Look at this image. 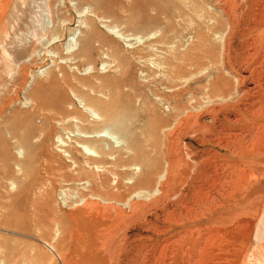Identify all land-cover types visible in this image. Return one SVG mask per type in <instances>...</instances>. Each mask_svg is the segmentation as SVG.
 <instances>
[{
	"label": "rangeland",
	"instance_id": "1",
	"mask_svg": "<svg viewBox=\"0 0 264 264\" xmlns=\"http://www.w3.org/2000/svg\"><path fill=\"white\" fill-rule=\"evenodd\" d=\"M249 72H264V0H0V264H264V155L237 166L199 144L211 129L187 130ZM158 121L184 131L185 164L119 215L131 191L99 161L128 145L161 159Z\"/></svg>",
	"mask_w": 264,
	"mask_h": 264
},
{
	"label": "bare ground",
	"instance_id": "2",
	"mask_svg": "<svg viewBox=\"0 0 264 264\" xmlns=\"http://www.w3.org/2000/svg\"><path fill=\"white\" fill-rule=\"evenodd\" d=\"M79 2H80V0H77V3H79ZM230 2H232V1H229V3ZM206 55L208 56V54H206ZM197 62H198L197 58L196 59H190L188 64L191 67L193 65H197ZM182 73H184V71H182ZM50 82L52 84H57V80L54 77H51ZM237 84L238 85L236 88H237L239 94L236 96L237 98H234V99L231 96V93H230L228 88L221 87L218 84L217 87L220 90L218 92L217 99H219L218 101L220 103L218 102L219 104H215L213 106H210L206 112V113H208L209 118H210L212 123L210 122L209 124H206L203 121H200L196 118L195 119L193 118L192 120H190L191 122L189 123V125H191V127L187 130L190 131V130H192V127H195V126H196L195 130H197V127H198V130L211 129L213 131V133H211V135L208 137L203 136V137H201V139L199 138L197 140L199 142V144L203 145V144L212 143V144H215V146H219L220 148L229 149V150H231V153L233 154L231 156H234L239 161V163L238 162L236 163L235 159L232 160V162L234 164L236 163L237 166L247 165V166L251 167L252 165H256V160L258 158H261L264 155V72H260V73H257L255 75H253V74H251V72H249V74L238 76L237 77ZM213 85H214V83H213ZM215 86H216V83H215ZM81 91H83L82 93H84L83 95L85 97L95 99L94 97L89 96V94H87L86 91H84L82 89H81ZM62 95H63L62 98L64 100H66V96H64L63 93H62ZM98 96H100V95H98ZM106 96L112 97V93L109 92ZM231 100H234V101L230 102ZM61 107H58V108L63 109ZM59 111L61 112V110H59ZM64 113L66 114L65 110H64ZM187 116H189V114ZM72 120H69V121H72ZM153 126H156L154 130L157 129L160 132L161 136L159 137V139L162 137V140H163L162 144L158 143L159 145H161V148H160L161 150H159L157 144H153V146H152V149L154 150V152L158 153L157 150L161 151L160 152V154H162L161 159L155 160V157H154L153 159H151L153 161H151V160H148V158L150 156L148 158L146 157V159L138 158V156L137 157L135 156L133 146L128 145V147L122 146L123 148L121 147L119 150L117 148V151H115L116 149L114 148L115 152H113V153L116 155L114 161L111 160V162H108L111 158L106 159L107 157L105 158L104 156L99 161L100 164L105 166L103 168L111 169L112 174L116 176L115 178H117V182H116V187L114 185L115 189L121 190L122 188H126L127 190L129 189V191H131L128 195H126V198H125L124 204H125L126 212H121V214H119V215L124 216L126 214L127 215L128 214H134V210H136V211L142 210V208L145 205L142 202H138L137 201V200H139L138 198H140V199L145 198L147 200L152 199L151 202H153V201L155 202L158 199L165 197L166 194L169 192V190H168L169 187H171L170 186V177H172L173 174H175L179 170V168L183 164H185V162H183V160H182V157L180 156V153H178L176 151V150L181 151L178 148H179V144L181 142V139L183 137L184 131H182L179 127L176 128V126L173 127V125H169L167 122L163 123L161 121L156 122L155 125H153ZM236 128H238V129H236ZM244 133L249 134L248 141L246 144L242 143V139H243L242 136H244ZM102 137L103 136L101 134L96 135V136L95 135L94 136L79 135L78 141L81 142L80 144H85V143L89 142V139L102 138ZM233 139H234V141L232 142L231 140H233ZM160 140H158V142H160ZM152 141H155L154 143H157L156 139H154ZM96 143H98V142L96 141ZM80 144L78 146L80 151L85 150V152L88 153V156H92L91 154L93 152L89 153V152H91V151H89L90 149L88 148L89 149L88 150L87 148H83L84 145H80ZM130 146H132V147H130ZM149 146H150V144H149ZM111 147H112V144H111ZM111 147H110V149L113 151V148H111ZM147 147H148V145H147ZM148 148H150V147H148ZM148 148H145V149L148 150ZM163 148L165 149L164 151H163ZM137 149L138 148H136V150ZM191 149H192V147H190V151H191ZM106 151H108V150H106ZM102 152H105V149ZM102 152H100V153H102ZM103 154H105V153H102L101 155H103ZM101 155H100V157H101ZM156 155H158V154H156ZM227 155L230 156V153ZM153 156H155V155L153 154ZM222 157H224V156L222 155ZM232 159H233V157H232ZM94 160H95V158H94ZM134 161L137 163V165H140V172H138V173H136L134 170V165H135ZM162 164H164V165H162ZM197 172H199V171H197ZM263 172H264V170L260 169L259 173H263ZM126 180H128L129 182L125 184L124 181H126ZM151 185H154L152 189L150 188ZM134 192H136V193H134ZM117 193H115V194L117 195ZM108 195L112 196L111 194H108ZM117 196H119L122 199L121 195H117ZM117 196H115V197H117ZM112 199L110 198L111 201H112ZM148 201H150V200H148ZM128 225L129 224H119V225L114 226L113 227L114 228L113 229L114 234H120L124 230V227H128ZM107 243L110 244L109 242H107ZM108 244L105 243L106 246H108ZM120 245H121V243H120ZM110 247H112V246H110ZM112 248H114V247H112ZM108 253H110V252H108Z\"/></svg>",
	"mask_w": 264,
	"mask_h": 264
}]
</instances>
